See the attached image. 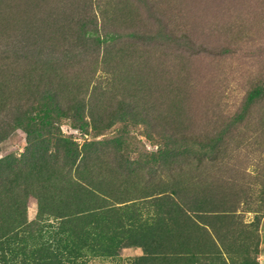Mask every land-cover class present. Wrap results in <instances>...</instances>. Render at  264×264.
Here are the masks:
<instances>
[{"label": "rangeland", "instance_id": "rangeland-1", "mask_svg": "<svg viewBox=\"0 0 264 264\" xmlns=\"http://www.w3.org/2000/svg\"><path fill=\"white\" fill-rule=\"evenodd\" d=\"M242 35L248 40L234 62L210 61L204 48L227 46ZM7 41L32 56L0 59V116L9 120L0 131V216L24 212L34 220L40 182L54 194L56 206L80 200L84 233L103 238L85 247L76 264H134L145 249L151 256L142 264H173L152 253L183 248L186 221L196 217L217 226L232 243L231 252L218 250L219 264H264V146L260 153L240 155V173H232L236 184L185 177L175 182L168 173L173 160L197 151L178 136L205 121L210 77L229 64L222 86L229 93L226 121H246L251 110L245 108L250 100L242 98L244 80L249 72L264 74V0H0V43ZM82 47L88 56L73 53ZM60 51L71 58L70 69L43 63ZM80 58H92L89 68L81 71ZM260 88L264 92V81ZM253 115L247 136L254 145L264 142V110L259 119ZM234 134L225 129L224 135ZM73 152L78 155L70 163ZM82 156L87 160L79 163ZM67 177L80 186L68 187ZM62 184L69 189L65 194ZM89 190L102 207L97 216H87ZM112 205L126 209L129 231V244L117 254L101 252L121 232L108 216ZM211 211L216 212L208 215ZM251 222L252 240L238 229ZM242 240L255 248L247 259Z\"/></svg>", "mask_w": 264, "mask_h": 264}, {"label": "trees", "instance_id": "trees-1", "mask_svg": "<svg viewBox=\"0 0 264 264\" xmlns=\"http://www.w3.org/2000/svg\"><path fill=\"white\" fill-rule=\"evenodd\" d=\"M91 29L94 30V25H91ZM90 40L91 39H89L86 44H89ZM92 40L98 42L99 38H93ZM247 40L248 37L243 35L239 38H235V40L233 37L231 42L226 43L227 46L221 45L216 47V49L212 48L211 50L204 48V50L208 52L207 55H209L210 61L214 64L219 65L226 63L228 58L231 62H234V55L237 51L245 50L239 47H241L243 43H246ZM5 43L7 45L0 43L1 60L6 61L9 58H13L14 62L17 60H30L29 58L32 55L28 53H32V51L28 50L25 52L22 49L23 46H16L13 41H7ZM85 49L86 47L80 49L74 48L73 53L83 52L85 56H88L86 52H84ZM20 57L22 58L20 59ZM53 57L50 55L49 60L45 59L43 63H52L53 65L57 63L61 67L62 65H67L69 69L71 64H73L71 58L64 54L63 51H60L57 57ZM91 59L92 58L77 59L76 63L83 67L81 71L89 68L86 65ZM232 65L233 64H229V68L227 66L226 70H223L219 76L215 74L210 77L209 83L212 85L208 92V103L210 108L208 111L209 113L205 111V121L202 124L200 123L193 132L188 134L183 133L178 136L179 142L193 144L197 151L194 152L190 149L189 153L181 154L176 160L172 161L171 165H168V173L174 178L175 182L185 177L188 182L190 181L193 183L215 178L219 181L228 182L229 184H236L238 178L236 179L232 173H240L238 171L239 166L236 165L240 155L243 152L246 154L260 153L264 146V142L259 141H256L253 145L248 141L249 137L247 136L249 132L247 127L249 123L252 122L254 111L256 119H259V110H264V92L260 88L264 81L263 71L258 70L254 73L247 72V78L244 80L246 90L242 98L250 100L245 108H249L251 111L246 121H241L237 124L234 122L233 124L232 121H226L227 113L224 106H226L228 102L225 95L229 93H227L226 88L224 89L222 87L223 84L228 81L227 76L230 75V66L232 67ZM93 87L94 90L97 89L95 83ZM243 118L244 117H241L240 119L243 120ZM6 122H9L7 116H0V131L3 125L7 124ZM225 129H229V131L235 130V134L233 136H226L224 135ZM256 138L260 139V141L263 139L260 135ZM77 155L78 154H74L73 152L69 155L68 161L73 163ZM86 160L87 158L82 156L79 163H83ZM90 163H92V161H90ZM50 172H52V170H49L46 174ZM39 176L40 175L37 174V177ZM54 177H57L54 178V181L59 183L60 176L55 175ZM256 178L260 179L259 174ZM1 180L0 177V181ZM65 181L68 187L77 189L80 186L78 185L79 182L70 177L65 178ZM81 181H83L82 178ZM83 182L88 186L91 185V182L85 180ZM238 183H240V180H238ZM62 186L64 188V194L66 191H69L63 184ZM81 189H84V187L81 186ZM35 191L38 213L34 220L28 221L26 216H24V212L20 216H0V264H76V262H79V258H82L81 253L85 247L96 241L103 240L102 237L99 239H92L89 237V233H84L80 225L82 217L79 216L81 212L79 209L81 205H83L80 200L75 199L68 203H64L63 200H60L56 206L52 200L54 194H49V187L38 182ZM87 193L92 198V204L90 208L86 210L87 216H97L98 212L102 209V207L98 205V196L90 190L89 192L87 191ZM170 194L172 195L173 192H170ZM49 202L55 206H51ZM64 210H66V212L63 214L62 212ZM125 210L126 209L121 208V206L114 205L107 210V212H109L108 216H111L110 219L115 223V228L120 229L121 232L115 235L116 237L112 242L110 250H101V252L117 254L120 248L129 244V238L125 236V234H129V231H124V224H127L123 219L126 217L124 216V214H126ZM190 211L195 212L194 210ZM198 211L202 212V210ZM89 212L90 215H88ZM212 212L214 213L216 211L208 212V215ZM233 212L234 210H231L229 214L234 215ZM44 215H50L54 220H46ZM208 215L203 217L210 219L214 218V216ZM215 217L226 218L225 216ZM231 218L234 217L232 216ZM198 219L197 217L187 219L186 223L188 228L186 230L188 231V241L183 245V248H180L179 251L170 250L162 253L154 252L152 254L161 255L165 263H169L170 261H173V264L221 263L222 258L218 250L221 248L226 251V253H229L233 250L232 243H226L224 235L221 234V229L217 226L208 224L207 222H201ZM242 228L248 238L252 240L255 233L254 223L241 224L238 229L241 230ZM141 237L142 235L140 234L137 236L138 239H141ZM240 247L243 252L242 259H247L248 255L250 256V254L255 251V248H252L251 244L246 240H242ZM239 251L234 250V254L239 253ZM149 256H151V253L145 249L144 256L140 257L134 264H142Z\"/></svg>", "mask_w": 264, "mask_h": 264}]
</instances>
